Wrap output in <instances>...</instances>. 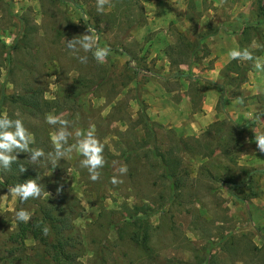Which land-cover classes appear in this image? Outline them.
Segmentation results:
<instances>
[{
    "label": "rangeland",
    "instance_id": "1",
    "mask_svg": "<svg viewBox=\"0 0 264 264\" xmlns=\"http://www.w3.org/2000/svg\"><path fill=\"white\" fill-rule=\"evenodd\" d=\"M88 28L111 49L104 63L67 47ZM220 31L232 37L203 41ZM232 49L264 58V0H111L103 12L97 0H0V91L41 108L0 112L20 119L28 146L43 151L23 157L49 193L19 204L0 177V264H57L31 233L17 238L16 213L34 223L35 201L63 219L71 213L63 237L75 246L62 240V264H264V153L255 143L264 71L231 59ZM49 114L68 124H48ZM90 124L106 161L97 182L78 152ZM154 154L176 165L174 192Z\"/></svg>",
    "mask_w": 264,
    "mask_h": 264
},
{
    "label": "clouds",
    "instance_id": "2",
    "mask_svg": "<svg viewBox=\"0 0 264 264\" xmlns=\"http://www.w3.org/2000/svg\"><path fill=\"white\" fill-rule=\"evenodd\" d=\"M105 5L111 7V0H97V11L103 12ZM88 33L81 36H77L70 41L66 40L68 49L73 52H79L81 49L85 53H92L93 58L98 63H104L111 51L108 47H99L97 40L98 37L95 33V29L88 28ZM79 45V48L77 47ZM228 55L233 60H243V61H252L254 67L258 71H264V58L255 57L248 50H237L232 49L229 51ZM78 59L81 63H87L88 57L78 56ZM242 102V100H241ZM46 122L50 125H66L68 124L67 120H60L59 116L47 115ZM15 126L14 132H0V168L4 170H10L12 164L18 161V155L24 152H31L32 161H36L39 157L43 156L44 153L40 149H29L28 142L26 139V128L23 125V122L20 119L9 120L6 116L0 117V127L4 126ZM66 133L64 131L59 132L57 137L53 138V143L57 145V151L59 152V141L66 142ZM77 135H81V132L78 131ZM255 143L260 152L264 153V134L255 136ZM14 150H18L16 155H11ZM71 151V148H69ZM78 152L83 156V159L80 161V166L88 170L89 177L91 181L97 182L101 178V169L105 167L106 161L103 156L104 145L95 135V125L90 124L87 130L86 136L84 139L78 141ZM62 154V153H61ZM20 172L23 173L26 171V168L23 165L19 166ZM117 171L120 175H125L128 172L126 165L120 166ZM123 181L117 176H113L111 183L113 185H119ZM9 192L13 196H19L22 201H28L29 199H38L43 195H48L45 193L40 185L37 184L36 180L29 179L24 183L17 184L9 189ZM16 217L19 221L27 223L30 221V214L21 209L16 213ZM38 226V225H37ZM50 229L48 227L43 228L44 235L49 233Z\"/></svg>",
    "mask_w": 264,
    "mask_h": 264
},
{
    "label": "trees",
    "instance_id": "3",
    "mask_svg": "<svg viewBox=\"0 0 264 264\" xmlns=\"http://www.w3.org/2000/svg\"><path fill=\"white\" fill-rule=\"evenodd\" d=\"M213 83V82H211ZM223 98H224V93L222 90V93L219 98V106L223 107ZM15 105L18 106V109L22 114L26 113L25 111H31V110H39L40 108V103L37 101L33 100L31 97L27 98L25 96H7L5 95L4 91H0V110L4 105ZM45 106L47 108H50V104L46 103ZM0 117H3V115L0 112ZM11 114L8 115L7 119L12 120ZM15 126H4L0 127V132H14L11 129L14 128ZM248 127V124L239 126L240 129H246ZM29 149H31L28 146ZM18 150H14L11 155H16V152ZM26 153V152H24ZM24 153H20L18 155V161L12 164V167L10 170H4L3 168H0V177L3 180V184L12 188L13 186L24 183L29 179H34L37 178L36 171L33 168V164L30 161V157H23ZM156 158H161V161L159 162L160 166L164 170V175L169 179L170 183V190L175 191L176 190V183L173 177V170L175 172V166H172L174 164L173 161H163L164 158L162 156H159L158 154H154ZM23 165L26 168V171L21 173L19 166ZM173 168V169H172ZM261 172L264 173V169L261 170ZM28 201H31L30 199ZM27 202V201H26ZM25 201H22L19 197V204H24L26 203ZM46 204V202H44ZM50 204L56 203L55 206L61 205L62 203L60 202H55L53 200H50ZM35 205L37 207V218L34 220V223H20L19 224V232L17 235V238L24 239L27 236V233H31L32 237L36 239L39 243L44 245V248H47L49 250L50 256H52L53 260L57 264H62L63 262H67L69 260L67 254L65 253L67 245L61 243L63 241H68L69 243V248H74V243L73 238L68 236V237H63L65 235V232L70 230L71 228V221L68 219V215H71V213H66L67 215L66 219H63L61 216L58 217L56 215L52 214L51 208H45L42 206L40 203L35 201ZM48 205V204H47ZM49 206V205H48ZM74 206V205H73ZM54 210V209H53ZM56 210V209H55ZM61 212V210H59ZM38 225V226H37ZM48 227L50 229L49 233L47 235H44L43 233V228ZM63 240V241H62ZM205 264L208 262V259H206ZM203 262V263H204Z\"/></svg>",
    "mask_w": 264,
    "mask_h": 264
},
{
    "label": "crops",
    "instance_id": "4",
    "mask_svg": "<svg viewBox=\"0 0 264 264\" xmlns=\"http://www.w3.org/2000/svg\"><path fill=\"white\" fill-rule=\"evenodd\" d=\"M227 36H230V37H232L231 35H226V33L225 32H222V31H220V32H218L214 37H212V38H209L208 37V39L206 38L205 40H203V41H208L209 39H218V38H220V37H227ZM211 37V36H210ZM204 38V37H203ZM236 45V44H235ZM212 82V81H211ZM222 90H223V88H222ZM222 90H221V93H222ZM224 91V90H223ZM221 95V94H220ZM219 98H220V96H219ZM225 103V101H224V98H223V104ZM262 109H263V107H262ZM259 135V134H258Z\"/></svg>",
    "mask_w": 264,
    "mask_h": 264
}]
</instances>
